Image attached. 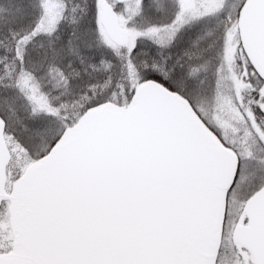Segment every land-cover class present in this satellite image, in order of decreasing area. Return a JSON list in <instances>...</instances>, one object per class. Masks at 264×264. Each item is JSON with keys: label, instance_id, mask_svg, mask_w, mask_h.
I'll return each mask as SVG.
<instances>
[{"label": "snow or ice", "instance_id": "obj_1", "mask_svg": "<svg viewBox=\"0 0 264 264\" xmlns=\"http://www.w3.org/2000/svg\"><path fill=\"white\" fill-rule=\"evenodd\" d=\"M0 264H264V0H0Z\"/></svg>", "mask_w": 264, "mask_h": 264}]
</instances>
